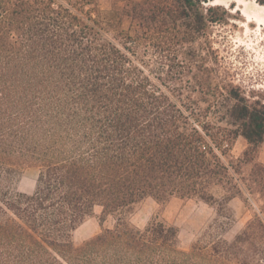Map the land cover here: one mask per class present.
<instances>
[{"label": "trees", "instance_id": "1", "mask_svg": "<svg viewBox=\"0 0 264 264\" xmlns=\"http://www.w3.org/2000/svg\"><path fill=\"white\" fill-rule=\"evenodd\" d=\"M207 1L0 0V264H264V104L195 45L224 18ZM146 197L215 217L183 249L166 220L130 222ZM235 197L251 215L227 240ZM96 205L113 227L75 244Z\"/></svg>", "mask_w": 264, "mask_h": 264}, {"label": "rangeland", "instance_id": "2", "mask_svg": "<svg viewBox=\"0 0 264 264\" xmlns=\"http://www.w3.org/2000/svg\"><path fill=\"white\" fill-rule=\"evenodd\" d=\"M214 1L208 0L204 6H218L219 12L224 13V18L219 22L210 23L206 34L198 38L195 45L204 48L207 63L212 67L216 81H220L226 87H237L249 101L264 104V26L260 27L253 21L249 25V30L245 31V27L239 24L245 18L240 10L235 9V3H209ZM245 1L260 3L259 0ZM97 2L101 9L108 10L113 6L121 8L127 0H97ZM123 22L127 26L129 19L126 17ZM244 147L243 138L238 136L231 153L236 157ZM257 160L264 164V141L259 148ZM36 174L37 170L34 167H22L16 178L15 188L31 192L35 186ZM229 206L233 212V220L220 233L221 237L227 240H231L243 228L251 215V210L241 198H233ZM101 212V206L93 207L91 215L86 217L84 223L74 232L75 244L99 233L104 228L113 227L115 220L112 215H102ZM214 217L215 209L212 205L198 199L179 197H171L163 203L146 197L136 204L129 215L130 222L138 227L145 226L151 218H161L175 225L178 230V244L183 249L191 246ZM86 228L90 233H84Z\"/></svg>", "mask_w": 264, "mask_h": 264}, {"label": "bare ground", "instance_id": "3", "mask_svg": "<svg viewBox=\"0 0 264 264\" xmlns=\"http://www.w3.org/2000/svg\"><path fill=\"white\" fill-rule=\"evenodd\" d=\"M209 3L211 4L235 3L236 5L235 9L240 10L241 14L245 18L243 22L239 23L241 27H245V31L249 30V25L253 21L260 27L264 26V5L263 4H260V3L253 4L245 0H215L214 2H209ZM258 28H256V30H259Z\"/></svg>", "mask_w": 264, "mask_h": 264}, {"label": "crops", "instance_id": "4", "mask_svg": "<svg viewBox=\"0 0 264 264\" xmlns=\"http://www.w3.org/2000/svg\"><path fill=\"white\" fill-rule=\"evenodd\" d=\"M82 223H84V221H83ZM82 223H81V224H82ZM81 224H80V225H81ZM80 225H79V226H80ZM79 226H78V227H79ZM78 227H77V228H78ZM77 228H76V229H77ZM76 229H75V231H76ZM75 231H74V232H75ZM84 233H85V234L90 233V232H89V229H88V228L84 229Z\"/></svg>", "mask_w": 264, "mask_h": 264}]
</instances>
